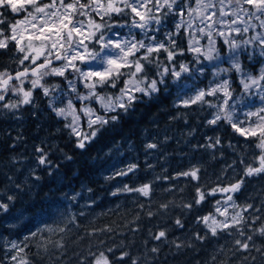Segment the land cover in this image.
Returning a JSON list of instances; mask_svg holds the SVG:
<instances>
[{
	"label": "snow or ice",
	"instance_id": "snow-or-ice-1",
	"mask_svg": "<svg viewBox=\"0 0 264 264\" xmlns=\"http://www.w3.org/2000/svg\"><path fill=\"white\" fill-rule=\"evenodd\" d=\"M0 9L18 14L27 13L22 20H16L11 24L2 18L3 13H0V49L7 50L14 44L16 52L23 54L22 58L16 61L22 70H17L14 74L7 68L0 70V101H5L8 93L19 96L20 99L0 104V107L13 110L19 109L22 105H33L35 99L33 93L40 90L45 97H50L48 107L57 117L65 119L71 117L65 128L70 130V135L77 138L75 145L77 148L86 149L107 126L117 123L121 115H127L134 110V105L142 102V98L152 100L160 92L161 86L167 91L169 76L172 78V84L178 89L177 99L184 107L199 104L207 105L213 110L212 118L207 121V125L218 126L223 122L245 140L254 139L259 155L253 156L252 161L248 163L244 158L240 159L243 175L235 183L223 187L218 184L207 193L202 191L204 186L200 185L196 187V196L192 201L179 205L182 209L192 211L195 206L205 201L206 195L229 194L224 201L226 206L223 211L219 207L221 201H216V211L224 216L225 220L218 221L215 215L210 213L197 217V221L203 223L213 237L221 232L232 235L230 230L233 228L239 236H245L244 227L252 228V225L246 224L243 213L253 206H243L231 216L230 222L227 219V208L240 207L236 205L231 193L241 191L246 177L264 174V64H261L258 73L254 75L246 70L241 61V56L245 55L252 61L257 53L264 59V0H217L216 3L213 0H195V6L190 4L189 0H87L86 3L82 0L70 2L49 0L48 3L44 0H0ZM185 15L189 17L187 22L183 19ZM94 16L100 18L99 22L93 18ZM114 16L130 19L123 24L109 23ZM169 16L181 17L174 25L175 31H166L162 40L155 34H149L150 30L152 33H159L160 26L164 25ZM227 17L232 18L226 19ZM194 21H198L199 24L195 25ZM124 27L129 29L127 36H122L115 30ZM133 29L139 30L141 38L137 39ZM181 29L188 36L187 49L181 48L176 40ZM250 31L254 34L246 36L245 34ZM202 40L206 42L201 43ZM185 51L192 53L193 62L178 63V57ZM162 54H166L164 60L160 59ZM221 64L228 66L220 67ZM153 67L156 68L154 74L151 71ZM206 67L216 69L210 86L207 89H198L195 95L181 99L185 90L189 88L183 81L186 78H195L196 73L204 75ZM69 73L72 74V79L68 78ZM234 73L239 77L242 88L240 95H236L232 87L234 81L231 77ZM225 76L228 78H224ZM46 77L62 78L67 87L47 84ZM26 82L30 87H25ZM121 82L123 87H120ZM78 84L83 85L86 93L78 90ZM98 88L101 90L119 88V92L101 94L97 91ZM61 96L66 98L67 103L64 107H56L55 102ZM206 97H213L216 101L222 99V103H213L206 100ZM252 97H259L261 106L255 111L243 112L245 119L240 120L238 111L241 107H248ZM93 102L99 105L103 114H98V110L91 106ZM77 104L80 106L77 107ZM81 114L87 118L89 132L81 129ZM207 140L208 142L200 147L215 149L221 145L220 136L209 137ZM145 147L155 149L157 144L149 143ZM229 147L232 145L229 144ZM36 153L37 167L43 166L48 169L49 175H53L54 171L58 170V165H53L49 153L43 147H37ZM71 159V156H65V160ZM233 164H236V161H233ZM227 167L231 169L233 165ZM138 170L137 164H130L126 168L114 170L104 179L112 181L117 177H128L129 174L135 175ZM200 171V167L192 166L177 173L173 179L186 177L191 181H199ZM224 171L221 177H217L218 181L223 177ZM35 179L39 180L40 177L36 176ZM152 192L153 182L150 181L138 187L124 184L111 195L134 193L150 197ZM7 199L12 201L15 198L8 196ZM72 199L75 200L76 197ZM172 205V201L161 204L159 210L166 213ZM140 207L143 208L144 205L141 204ZM8 208V203L0 202V210L7 211ZM155 214L151 211L147 213L149 217ZM260 220L259 216L253 217V223ZM72 223H75V217L72 218ZM175 225L182 228L181 219H176ZM65 230L58 229L60 232ZM252 230L264 236V223ZM40 231L43 230H37ZM101 231L111 229L107 227L93 229L87 235L92 236ZM37 232L31 233V236L36 237ZM150 235L160 241L167 238V230ZM195 238L202 241L206 237L197 234ZM252 240L253 236L247 235L246 239H235L234 243L238 250L247 251ZM100 243L103 244V241ZM10 247L18 253L24 251L14 242ZM56 247H63V244L58 242ZM181 247L182 244H176L177 249ZM256 250L264 255V246ZM151 251L157 252L158 248L154 247ZM112 252L113 248L99 252L89 251L86 257L81 258V262L112 264L108 255ZM126 256L128 253L122 252L119 259L123 260ZM88 257L92 259L89 261ZM212 259L215 261L216 258ZM12 260L16 261L17 257L12 256ZM19 264L29 262L21 260ZM132 264H138V261L133 259Z\"/></svg>",
	"mask_w": 264,
	"mask_h": 264
},
{
	"label": "trees",
	"instance_id": "trees-1",
	"mask_svg": "<svg viewBox=\"0 0 264 264\" xmlns=\"http://www.w3.org/2000/svg\"><path fill=\"white\" fill-rule=\"evenodd\" d=\"M0 13H3L2 18L9 24L16 17L10 10L0 9ZM93 18L98 21L100 19L97 16ZM129 19L130 17L114 16L111 21L121 23ZM180 47L186 49L184 38L180 40ZM15 52L14 44L7 50L0 49V70L7 68L15 72L22 69L16 62L19 58ZM163 55L160 56L161 60L165 59ZM182 56L191 63L186 51ZM241 61L246 70L256 74L263 59L257 53L252 61L246 55L241 56ZM151 71L154 74L156 68L153 67ZM207 77L208 69L200 79L202 85H206L204 81ZM231 78L234 81L232 87L237 93V74L234 73ZM45 80L47 84H65L59 77H46ZM122 85L121 82L120 87ZM168 85L167 91L161 86L160 92L152 100L142 98V102L134 105V110L121 115L117 123L107 126L86 149L75 146L77 138L70 135L61 118L54 116L47 106L49 97L43 96L40 90L33 93L34 106L22 105L17 109L19 115H23L22 141L27 142V145L22 144L17 136H7L4 133L6 121L0 119V189L7 198H15L8 201L9 210L23 207L27 214V218L14 228L4 222L0 214V264H10L3 242V237L10 234L21 240L24 256L29 264H82L81 258L86 257L89 251L99 252L108 248H113V252L108 254L112 264H132L133 259L138 264H264V255L256 250L264 246V236L252 230L264 223V174L246 177L241 191L231 193L241 208L245 205L253 206L243 213L246 224L252 225V228L244 227L243 237L239 236L235 228L230 230L232 235L221 232L213 237L204 224L197 221V217L213 213L216 201H222V196L229 194L206 195L205 201L192 211L179 206L192 201L196 196L195 189L200 185L204 186L202 191L207 193L218 184L223 187L235 183L243 175L240 159L244 158L248 163L253 156L259 155V150L255 148L256 141L245 140L223 122L218 126L207 125L210 115L207 105L184 107L175 104L178 89L172 84L170 76ZM118 89L105 88L110 93ZM216 136L221 137V145L215 149L200 147L208 142L207 138ZM149 143L157 144V148L147 149L145 146ZM130 146L136 150L133 158L139 170L135 175L105 180L104 177L108 175L104 176V170L114 160L127 158ZM28 147L34 149L33 156L36 160V148L43 147L49 153L53 165H58V170L49 175L47 168L36 167L32 174L40 179H35L36 184L23 190L22 184H19V188L15 187L18 178L13 175L14 163H19V155L27 160L31 159ZM20 149H24V153ZM66 155L72 159L65 160ZM147 162L151 167L146 166ZM228 165L233 167L229 169ZM192 166L201 169L199 181H191L186 177L173 179L177 173ZM222 171L224 175L218 181L217 177H221ZM7 179L11 180L14 187L9 186ZM117 181L121 188L124 184L138 187L151 181L152 195L143 197L134 193H119L112 196L111 193L117 189ZM169 188L172 191H165ZM77 193L80 195L77 196ZM70 194L76 196L70 213L52 218L53 221L47 219L45 216L54 217L56 207ZM169 201L173 205L168 211H160V205ZM141 204L144 205L143 208L140 207ZM149 211L156 214L149 217ZM257 216L261 220L253 223V217ZM73 217L75 223H72ZM178 218L183 223L182 228L175 225ZM39 222L44 224V228L37 232ZM106 227L111 231L87 235L93 229ZM49 228L52 230L48 231ZM59 228L66 230L60 232ZM160 230H167V238L157 241L150 233L156 234ZM33 232H37L36 237L31 236ZM197 234L206 238L197 240ZM247 235L253 236L250 248L247 251L238 250L235 239L244 240ZM58 242L63 247H56ZM176 244H182L183 247L177 249ZM154 247L158 248L157 252L151 251ZM122 252L128 253L123 260L119 259ZM213 257L216 258L215 261ZM91 259L88 257L89 261Z\"/></svg>",
	"mask_w": 264,
	"mask_h": 264
},
{
	"label": "rangeland",
	"instance_id": "rangeland-1",
	"mask_svg": "<svg viewBox=\"0 0 264 264\" xmlns=\"http://www.w3.org/2000/svg\"><path fill=\"white\" fill-rule=\"evenodd\" d=\"M45 3H48L49 0H44ZM70 2V0H69ZM82 2H87L85 0H82ZM214 3L217 2V0H213ZM189 3L192 4L193 6H195V0H189ZM217 7H219V4L217 3ZM16 14V17L13 21V23L16 21V20H22L24 18L25 15H27V13H21V14H18V13H15ZM232 17H227L226 19H231ZM80 19H86L85 17H80ZM95 19V18H94ZM107 19V17L105 18ZM181 19V17L179 16H169L167 18V20L165 21L164 25L160 26V31L159 33H152L151 30L149 31V34L150 35H157L158 39H163L164 38V33L166 31H175L174 29V25ZM183 19L187 22L189 17L187 15H185L183 17ZM98 21V20H97ZM99 22V21H98ZM109 23H114L112 21H110ZM124 22H121L119 24H123ZM195 25H198L199 22L198 21H194L193 22ZM186 26V25H185ZM116 31H119L121 33L122 36H127L128 35V31L129 29L127 27H124V28H119V29H115ZM133 32L136 34V37L137 39L141 38V34L139 33V30L138 29H133ZM254 33L253 32H249L248 34H245L246 36H250V35H253ZM185 39V43H186V49H187V46H188V36H187V33L184 32L183 29H181V33L179 35H177L176 37V40H177V43L178 45L180 46V40L182 38ZM206 41H201V43H205ZM187 52V51H186ZM189 54V57L191 58V62H193V55L192 53L190 52H187ZM15 55L17 58H22V55L21 53H16L15 52ZM166 56V54L163 55V57ZM179 62H185V63H190V61H186L184 59L183 56H179L178 57V63ZM27 63V62H26ZM261 64H264V59L262 61ZM228 65L227 64H221L220 67H227ZM261 67V65H260ZM260 67L258 68V70L260 69ZM209 71V77L206 78V80L204 81V83L206 85H202L200 83V79L202 77V75H200L199 73H196L195 74V78H186L183 83L189 85V88L187 90H185V92L183 93V95L181 96V99H185L189 96H193L195 95L196 91L198 89H207L209 86H210V82L213 80V72L216 71L215 68H211V67H206L205 70ZM248 71V70H247ZM258 73V72H257ZM256 73V74H257ZM255 75V74H254ZM68 78L69 79H72V74L69 73L68 74ZM224 78H228L227 76H225ZM237 78H238V84H239V77L237 75ZM172 80V78H171ZM219 81L217 80V83ZM214 86V85H212ZM25 87H30V85L26 82L25 83ZM63 88H66L67 85L64 84L63 86H61ZM78 87V90L80 92H83V93H86V89L83 88V85L82 84H78L77 85ZM123 87V85L121 86ZM239 91L237 93H235L236 95H240L241 94V91H242V88L239 84ZM112 91V90H111ZM98 92H101V94H103L104 92H108L110 93L108 90H98ZM119 92V89L118 91L116 92H111V93H118ZM44 96V95H43ZM6 100L2 103H8V102H16L20 99V97L16 96V95H13L11 93H8L6 95ZM50 97L48 98V101H49ZM209 101H212L213 103H222V99L220 101H216L213 97H210V99H208ZM67 103V100L65 97L61 96L59 100H57L55 102V106L56 107H64V105ZM175 104L177 105H182V103L180 102V100H176ZM34 106V104H33ZM48 106V104H47ZM80 105L77 104V107H79ZM92 107L96 108L98 110V114H103L102 113V110L99 109V105L96 104V103H92L91 104ZM260 100H259V97H252V102L251 104L248 106V107H241V109L238 111V115H239V119L240 120H244L245 117L243 115V112H246V111H255L256 108L260 107ZM51 110V109H50ZM16 111V112H15ZM52 111V110H51ZM212 111L210 109V115L208 117V120L212 118ZM52 113L54 114V116L56 118H61L63 121H64V125L66 123H69L71 121V117L69 116L67 119H65L64 117H57L55 115V113L52 111ZM20 113L18 112L17 109H13V110H10V109H7V108H3V107H0V119H4L6 121V123H4L5 126H7V128L4 130V133L9 136V137H14V136H17L18 137V140L21 141L22 144L24 145H27V142H24L22 141V138H23V131L21 130L22 128V118H23V115H19ZM255 119V118H253ZM2 124L0 123V126ZM80 126H81V129L84 131V132H88L89 129H88V125H87V118L84 117L82 114H81V117H80ZM70 131V130H69ZM23 153H24V149H20ZM28 150L31 152V159L30 160H27L26 158H24L22 155H19L18 156V164L14 163V176H16L18 178V184H15V187L17 185H23V190H28L31 186H33L34 184H36V181H35V176H33L32 172L36 169L37 167V160L36 158L33 156V153H34V149L32 147H28ZM129 150H130V153L128 154V157L125 158V159H122V158H118L116 160H114L110 165H108V167L106 168V170H104V176L105 175H111L112 172L116 169H119V168H126L128 165L130 164H135V159L133 158V153L136 152V150H134V147H129ZM150 163H146V166H149ZM7 182L9 183V186H12L14 187L12 184H11V180L7 179ZM118 187H121V185L119 184V182L117 181L116 182V188ZM11 188V187H10ZM12 194H14L13 192H11ZM222 194H225V193H222ZM75 196V194H70L68 196H66L64 198V201L63 202H60L59 205L56 207L55 211H54V217H52V215H48V216H45L47 219H50L51 221H53L52 218H59L61 216H63L64 214H67V213H70L71 211V204L74 202V200L72 199L73 197ZM76 197V196H75ZM227 197V196H226ZM226 197H223L222 196V201H221V204L219 205L220 207V210L223 211L224 208H225V203L224 201L226 200ZM0 202H4V203H8V199H7V195L3 194V192L1 191L0 189ZM236 202V201H235ZM236 205H238L236 203ZM239 206V205H238ZM241 210V207H236V208H233L231 206H228L227 208V211H228V221L230 222L231 221V216L234 215L237 211H240ZM0 214H2L3 216V221L8 223L10 226H12L13 228L16 227L21 221L25 220V218H27V214H25V212L23 211V207H18L17 210H14V209H10L8 208L7 211H3V210H0ZM213 215H215L216 219L218 221H223L225 220V217L224 216H221L219 215V213L216 211V206H215V211L213 213H211ZM209 215V214H208ZM209 223H211V221H209ZM44 224L39 222L37 224V227L39 229L41 228H44L43 227ZM3 242L5 244V248H6V255H7V259H8V262H10V264H19V262L21 260H26L25 259V256H24V251L23 252H17L15 250H13L11 247H10V244L11 243H16L19 245V247L23 248V246L21 245V240L14 236V235H6L5 237H3ZM24 249V248H23ZM12 256H16L17 257V260L16 261H13L12 260Z\"/></svg>",
	"mask_w": 264,
	"mask_h": 264
},
{
	"label": "water",
	"instance_id": "water-1",
	"mask_svg": "<svg viewBox=\"0 0 264 264\" xmlns=\"http://www.w3.org/2000/svg\"><path fill=\"white\" fill-rule=\"evenodd\" d=\"M19 70H22V69H19ZM13 74L15 73V72H12ZM1 102V101H0Z\"/></svg>",
	"mask_w": 264,
	"mask_h": 264
}]
</instances>
